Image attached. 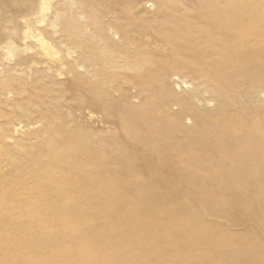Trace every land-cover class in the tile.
<instances>
[{
	"label": "bare ground",
	"instance_id": "bare-ground-1",
	"mask_svg": "<svg viewBox=\"0 0 264 264\" xmlns=\"http://www.w3.org/2000/svg\"><path fill=\"white\" fill-rule=\"evenodd\" d=\"M0 264H264V0H0Z\"/></svg>",
	"mask_w": 264,
	"mask_h": 264
}]
</instances>
